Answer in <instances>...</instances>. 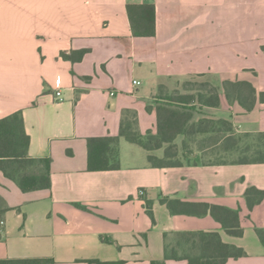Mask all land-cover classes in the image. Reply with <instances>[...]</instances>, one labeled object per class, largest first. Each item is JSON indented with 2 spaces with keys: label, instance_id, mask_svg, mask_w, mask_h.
Returning <instances> with one entry per match:
<instances>
[{
  "label": "crops",
  "instance_id": "0c3cea01",
  "mask_svg": "<svg viewBox=\"0 0 264 264\" xmlns=\"http://www.w3.org/2000/svg\"><path fill=\"white\" fill-rule=\"evenodd\" d=\"M141 6L154 9L153 36L133 32L132 22L144 23ZM83 49L79 62L60 57ZM190 78L264 92V0H0V119L22 113L28 156L49 161L50 180L23 192L0 171V261L188 264L164 258L166 237L215 233L246 253L225 264H264L256 235L264 197L251 209L244 198L249 187L264 192V164L155 168L119 137L125 110L136 112L141 134L155 133L154 94ZM56 90L62 102L53 101ZM218 95L220 106L205 114L240 133L264 132V103L244 113ZM107 137L118 138L108 155L118 168L89 171L88 140ZM186 204L236 211L242 236L227 235L208 213L182 212Z\"/></svg>",
  "mask_w": 264,
  "mask_h": 264
},
{
  "label": "trees",
  "instance_id": "16d2710c",
  "mask_svg": "<svg viewBox=\"0 0 264 264\" xmlns=\"http://www.w3.org/2000/svg\"><path fill=\"white\" fill-rule=\"evenodd\" d=\"M128 7L130 20L131 10ZM144 16L142 25L133 26L135 35H154V9L152 6H141ZM89 50L62 52L60 57L70 62H79ZM202 88L195 89V94L165 95L160 93L155 102L157 117L156 132L147 131L144 135L138 129V119L135 111L125 110L122 114L119 137L137 145L147 153V160L155 168L180 167L181 162H173L176 156L173 148L175 139L182 136L186 139L202 137L196 152L207 156L216 152L220 160L215 162H200L214 165L264 164V132L236 131L233 123L227 119H213L203 112L204 108H218L220 100L218 91L223 92L229 107L237 105L244 113H250L257 104L264 103V92H258L246 81L225 80L220 87L204 81ZM151 111V108H147ZM211 142L204 145L205 141ZM29 136L25 132L21 112L13 113L0 119V171L9 180L16 181L23 192L37 189H48L49 161L31 159L28 156ZM118 138H94L88 140V170H115L117 162L110 163L108 155L112 152ZM165 147L163 158H157L152 153ZM182 149L188 151L187 143H182ZM234 155L231 161L225 156ZM202 156V157H203ZM195 161L193 164H197ZM42 165V174L33 176L25 170L28 167ZM264 192L249 187L244 198L251 209L260 203ZM173 211L171 202L161 200ZM182 212L195 215L210 214L219 222L225 233L232 237H241L243 231L239 225L238 213L221 206L209 204L182 205ZM151 216V213L148 212ZM256 235L264 246V229H257ZM246 253L235 246L221 242L218 234L210 233H175L169 239L166 237L165 259L185 260L188 264H225L228 259L245 257ZM47 260L0 261V264H38ZM163 264V263H161Z\"/></svg>",
  "mask_w": 264,
  "mask_h": 264
},
{
  "label": "rangeland",
  "instance_id": "374dc122",
  "mask_svg": "<svg viewBox=\"0 0 264 264\" xmlns=\"http://www.w3.org/2000/svg\"><path fill=\"white\" fill-rule=\"evenodd\" d=\"M204 81H205V79L190 78L187 83L177 85L173 88V90L169 89V92H167V95H170V94H172V95L195 94V91H193V90L202 88V84H204L203 83ZM160 93H162V92L156 91V93L154 94V97L157 98L160 95ZM164 94L166 95V93H164ZM155 102L156 101H154V103ZM252 126L253 125H247V126H245V128H251ZM183 142L187 143V146L189 149L188 151H184L182 149V143ZM201 142H202V137H199V136L193 137L192 139H189V140L182 137V136L177 137L173 143L174 144L173 148H174V151L176 152V156L173 157L171 160L173 162L179 161L182 164L191 163V162L193 163L195 161H197V162H215V161L220 160V157L216 152L208 154L207 156H203V154L202 155L198 154L196 152V150H197L199 143H201ZM210 143L211 142L206 140L204 145L205 144L208 145ZM164 150H165V147H163L161 150L157 151L155 156L157 158L162 159ZM234 158H237V156H234V155L225 156V160H227V161H231ZM33 170H34V167H28V168H26L25 171L27 173H31V172H33Z\"/></svg>",
  "mask_w": 264,
  "mask_h": 264
},
{
  "label": "built area",
  "instance_id": "2783aa9c",
  "mask_svg": "<svg viewBox=\"0 0 264 264\" xmlns=\"http://www.w3.org/2000/svg\"><path fill=\"white\" fill-rule=\"evenodd\" d=\"M132 84H133V86H139L140 82L134 80V81H132ZM53 101L58 102V103L63 101L62 96H61V92L59 90H56L53 93ZM137 194H138V197L141 198L144 196V191L142 189H139Z\"/></svg>",
  "mask_w": 264,
  "mask_h": 264
}]
</instances>
